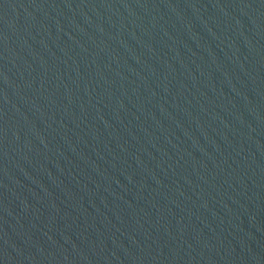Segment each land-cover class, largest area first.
<instances>
[{
    "label": "water",
    "instance_id": "obj_1",
    "mask_svg": "<svg viewBox=\"0 0 264 264\" xmlns=\"http://www.w3.org/2000/svg\"><path fill=\"white\" fill-rule=\"evenodd\" d=\"M0 264H264V0H0Z\"/></svg>",
    "mask_w": 264,
    "mask_h": 264
}]
</instances>
